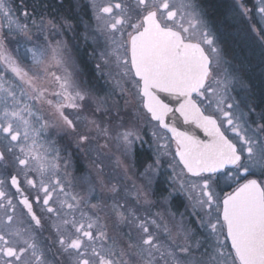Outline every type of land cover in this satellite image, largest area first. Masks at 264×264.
I'll return each mask as SVG.
<instances>
[{"label":"snow or ice","instance_id":"snow-or-ice-1","mask_svg":"<svg viewBox=\"0 0 264 264\" xmlns=\"http://www.w3.org/2000/svg\"><path fill=\"white\" fill-rule=\"evenodd\" d=\"M236 7L240 15L251 16L253 9L243 0H236ZM91 8L95 31L105 36L103 62L108 65L114 60L120 70L121 95H131L146 118L171 133L174 154L169 145H161L165 151L158 149L155 164L142 174L147 184H133L111 204L91 203L95 189L87 176L79 178L81 190L75 191L77 182L67 170L68 161H63L61 174L55 140L47 141V146L39 141L47 129L73 135L83 152L104 137L105 143L97 148H109L114 142L124 157L135 156L134 145L142 138L135 127L124 126L118 107L115 115L111 108H102L106 99L99 100L91 115L84 114L91 92L67 70L63 42L53 44L48 36L44 42L39 37L34 40L35 21L30 25L19 17L13 19L7 0H0V20L24 45L23 56H14L7 47L8 37L0 34V166L5 172L0 177V264H264V109L259 121L250 124L255 107L245 104L249 109L245 112L229 95L236 77L223 67L227 61L208 28L206 13L196 0H107L103 4L91 0ZM254 10L259 27L253 31L264 40V0H257ZM22 15L25 21L30 19L26 10ZM89 23L85 21L86 28ZM48 24L56 28L53 21ZM37 30L43 35V18ZM29 57L26 67L21 61ZM54 67L63 68L64 74L58 75ZM45 79L56 87L43 86ZM130 102L125 100V105ZM45 104L52 110L51 121L37 108ZM117 117L120 120L113 126ZM181 119L205 138L169 123ZM81 124L86 131L78 130ZM160 155L172 156V175L169 186L157 193L151 186L162 163ZM10 165L14 171L8 172ZM178 166H182L179 173ZM220 181L231 190L217 191ZM25 185L35 190V196L26 194ZM109 191L119 195L116 185ZM156 195L162 206L185 197L197 227L204 231L197 236L195 228L181 223L177 235L183 243H179L164 212L141 215L139 207L156 206L150 199ZM105 209L117 223L131 226L122 245L108 235L100 215ZM168 215L174 219L176 213ZM45 220L52 230L48 248L53 252L54 247L52 260L39 239ZM161 232L170 243L161 241Z\"/></svg>","mask_w":264,"mask_h":264},{"label":"rangeland","instance_id":"rangeland-1","mask_svg":"<svg viewBox=\"0 0 264 264\" xmlns=\"http://www.w3.org/2000/svg\"><path fill=\"white\" fill-rule=\"evenodd\" d=\"M9 6L12 8L13 11V19H16L19 17L21 22H27L30 25H33V21H35V24L32 26V33H33V39L35 40L37 37H39L40 42H44V36L49 37V42L55 43L56 41H62L64 45V52L68 58V64L66 65L67 70L69 72H72L74 75V79L78 82H81L82 86L86 87L88 89V85L85 82V79L83 77H79L80 80L76 77V65L75 59L77 56L82 54V51H86V54L93 58L94 64L92 65V71H94V79L93 83L90 85V92L91 96L89 99V103L85 108L84 114L91 115L92 111L96 107V104L99 103L100 99H106V104L102 106L108 107L112 109L113 115H115V112L117 110V107L119 109L121 117H123V124L127 128L135 127V130L139 132L141 138V141H137L134 145V149H138L141 152H146L147 155L143 158L141 157L140 160H136L134 157H124L121 155L119 151L116 150L114 142L110 144L109 148H103L98 149L95 145L96 143H99L100 145L105 143V138L100 137L98 140L93 141L92 145L89 146L88 152L80 151L76 146V138L73 135H68L64 133H59L58 129H47V141L55 140V146L59 148L62 151H66L68 153H85L86 155L94 154H102L103 152L108 156V154L111 156L112 160L111 163L108 164V167L115 168V169H125L127 173H131V169L134 168H147L150 164H155L157 155L159 153H162L165 151L164 148H161V145H169L170 151L174 154V143L171 141L170 137L167 133H165L156 122H153L150 120V118H146L144 115V110L142 107L138 105V103L133 99L131 95H128L125 93L123 96L121 95V88L123 87V84L121 83L119 86L117 82L120 80L119 72L120 70L116 67L114 60L109 63L108 65H105L103 62V59L101 57V53L105 51L106 49V41L105 36L103 33L96 32L95 31V21L92 20L93 11L91 8V0H88L90 5V10L92 11L90 14H80L77 17V12L80 10V8L76 11H62L61 7L56 8L54 6L51 7V10L53 11V15L46 16V19L44 20L45 23V30L43 35L37 30L40 20L36 18L35 16L30 15L29 11H35L39 10L40 7H38L39 2L37 0H7ZM97 3L103 4L106 3L107 0H96ZM196 2L200 5V7L203 9V11L206 13V20L208 22V28L210 29L212 35L214 36L216 40V44L222 49L224 53V59L227 61V63L223 66L224 69L229 71L232 75L236 77L235 81L232 82L229 89V95L231 97L235 98V101L237 103H240L241 110L248 112L249 109L245 108V104H248L250 106L255 107V111L250 114V118H248L249 123L251 124L252 120L259 121L258 114L260 111L256 108L255 105V99L254 94L250 90V86L248 83L247 75L250 71V67L252 68L253 65L248 67L246 64L240 63L239 59L234 56L230 51V42L225 37V30L219 27V25L214 21L212 17L209 16L208 9L204 6L202 0H196ZM227 9L231 10L235 8L236 13L234 14V17L230 20L228 23H234L241 25V28L236 29V32L233 33L234 37L237 38H244L245 40L249 41L253 48H255L260 54L258 56V61L263 58L264 59V40H262L256 32L253 31V27H259V16L254 10V5L257 3V0H248V4L246 7L253 9L251 16L244 17L240 15V9L236 7V0H226ZM49 8V7H47ZM27 11L29 13L30 19H27L25 21V17L22 15L24 11ZM81 11V10H80ZM56 12V14H54ZM60 15V17H59ZM59 17L62 20L63 29L62 31H56L52 28H50V25L48 24V21H55V19ZM81 19L79 24L85 23L86 20H89L91 25H89L87 28L81 25L80 30H73L69 25H74V21L76 19ZM31 20V21H30ZM37 21V22H36ZM7 22L4 20H0V34H3L8 37L7 39V47L9 51L14 56H23L24 53V45L20 46L18 44L13 45V40L18 39L13 38V35L9 33L7 29ZM68 27V28H66ZM232 30H235L233 28ZM93 36H95V39H93ZM77 40L79 46L72 44V41ZM86 44L87 48L81 47L82 45ZM81 45V46H80ZM28 47H31V45H28ZM233 47V50L236 48ZM84 49V50H83ZM252 61V60H251ZM24 66L30 65V57L27 59V61H21ZM101 65V67L98 69L97 65ZM263 67V66H258ZM257 68V67H256ZM255 68V69H256ZM54 72H56L58 75L64 74L63 68H53ZM99 72V73H98ZM262 72H264L262 70ZM80 74V73H79ZM264 74V73H263ZM81 75V74H80ZM11 83V80L9 81ZM42 85L49 88H55L56 86L50 82V79H45L42 81ZM125 100L131 101L128 105H125ZM243 101V103H241ZM37 108L40 109V114L44 117V119H47L49 121L53 120L54 117L50 115L51 109L45 104V105H37ZM92 109V110H91ZM139 109V110H138ZM91 110V111H90ZM71 113V110H66ZM73 118H75V114L72 113ZM120 118L117 117L115 121H113V126L117 121H119ZM255 127V125H252ZM39 127V125H37ZM79 131L83 132L86 131L83 124L79 125L78 128ZM123 130V129H121ZM156 133V136L153 135V133ZM59 133V134H58ZM92 135H96L95 132L92 133ZM99 141V142H98ZM47 145V143H46ZM159 149V153L158 150ZM72 157V156H71ZM160 159L162 161L161 165L157 168V170L163 169V170H169L172 173V167H170L172 163V156H164L160 155ZM119 162V163H118ZM73 163V161L71 162ZM76 167L72 164V168ZM182 166L176 167V172L179 173ZM222 185L225 186L224 182L222 181Z\"/></svg>","mask_w":264,"mask_h":264},{"label":"flooded vegetation","instance_id":"flooded-vegetation-1","mask_svg":"<svg viewBox=\"0 0 264 264\" xmlns=\"http://www.w3.org/2000/svg\"><path fill=\"white\" fill-rule=\"evenodd\" d=\"M37 1L39 2L38 4L39 5L38 7H40L39 10H36V12L35 11L33 12L30 10L29 11L30 15L35 16L39 20H41V18L45 20L46 16L53 15V11L51 10V7L54 5L51 4L53 3L51 0H37ZM57 1H58L57 3L61 4V6L63 5L64 8L69 11L71 10L76 11L80 8L81 11L79 10L77 12L78 14L77 17L80 14L85 15V14H90L92 12L90 10V5H89L88 0H66L65 2H63L64 0H57ZM243 3L247 6L248 0H243ZM228 9H227V13L229 16L228 18L230 20V18L232 19L234 17L236 10L235 8L231 10H228ZM54 14H56V12ZM59 17H57L54 21V24L56 25V28L54 30L56 31H59V30L62 31L63 29L62 20ZM73 21H74L73 23L74 25H70V27L73 30H80V26L82 25L84 27L85 25V23L79 24V22L81 21V19L79 18ZM86 21L89 22V20H86ZM89 25H91V23H89ZM50 28H52L51 25H50ZM221 28L227 31L229 29L232 30L233 28L240 29L241 25L234 24V23H228L222 26ZM15 43L18 44L17 39L13 40V45ZM72 44L77 45L79 43L77 40H74L72 41ZM18 45L23 46V42L21 41V43H19ZM81 47L86 49L87 45L84 44ZM94 63L95 62L93 58L88 56L85 50L82 51V54L77 56V58L75 59V64H77L75 78H78V80H80L79 77L82 76L83 79H85L86 84L88 85V89H90V86H91L90 84L93 83V80L96 81L93 77L94 71H92V65ZM250 90L253 92L252 88H250ZM46 139H47V134H41V136L39 137V141L41 143H45V146H47ZM98 144L99 143H96L95 145L97 146ZM174 151H175V144H174ZM68 152L60 150L61 174L63 175V170H64L63 161H68L67 170L72 175V177L75 178V181L77 182V187L75 188V191L81 190L79 187V183H78L79 178L83 176L89 177L95 189L93 193V195L95 196V199H93L92 197H89L91 203H97L98 201H104L108 204H111L113 198H123L125 195V190L132 189L133 184H135L137 187L147 184V181L144 179V176L142 175L143 173H145L146 168H134L130 170L132 171L131 173H127L125 169H115V168L108 167V164L111 163L112 158L109 154L107 156L106 155L107 153L105 154L103 152L102 154H98V155L95 153L94 154L92 153L91 155H88V154L86 155L85 153H81V152L80 153L78 152L68 153ZM143 155L146 156L147 153L141 152L140 150L135 149V158L137 161L140 160L141 157L143 158ZM9 159H11V157ZM72 161L73 163H71ZM72 164L75 165L76 167L72 168ZM7 171L8 172L14 171V168L10 165ZM4 175H5L4 169L2 166H0V177ZM153 175H154V180H153V184L151 187L154 191L159 193L161 189L169 186V178L172 175L171 171L160 169V170H156V172ZM21 179L23 178L21 177ZM112 185L117 186L119 190L118 196H115V194L109 191V188ZM24 187H25L26 194L30 196H35V190L28 189L26 185ZM220 189H223V191L231 190L226 185L225 186L222 185V181H220L219 188H217V191H220ZM10 191L14 192V189H11ZM81 194H84V193H81ZM150 199L157 202L156 206L152 208H148L147 206H143V207L138 206L140 214L143 215L146 211L150 213L164 212L167 218L168 225L172 230V234L174 237L177 238V241L179 243H183V237L180 235H177L178 230L181 226V223H183L184 228H195L197 236H199L200 233L204 231L202 228L197 227V218L192 214L193 210L190 206H188V201L186 200L185 197L179 196L173 199L170 202V204L163 205V206L159 202V195L151 196ZM129 201L134 203V201L131 200V197H129ZM121 202L123 203V199H121ZM34 207L38 215H43L39 206L34 205ZM88 210L91 211V209H88ZM169 211L176 213V216L174 219L168 215ZM106 213H107V209L101 211L100 215L103 218L102 222L106 223L107 225L108 235L113 240H115L118 243V245H122L126 238V234L129 232L131 226L127 224L117 223L115 218L112 217L110 213L108 215H106ZM181 213H183V222H181V215H180ZM133 235H135L134 231H133ZM39 239L41 241V246L43 250L47 254L48 259L52 260L54 258V247H53V252H48V248L52 246L51 244L52 230L50 227V222L47 220L44 221V228L39 234ZM160 239L161 241L165 243H170V241L168 240V237L163 232H161L160 234ZM192 244L193 246H195V238L192 240ZM116 251L117 253L119 252V247L116 248ZM201 251H203V249H201ZM161 264H163V262H161Z\"/></svg>","mask_w":264,"mask_h":264},{"label":"trees","instance_id":"trees-1","mask_svg":"<svg viewBox=\"0 0 264 264\" xmlns=\"http://www.w3.org/2000/svg\"><path fill=\"white\" fill-rule=\"evenodd\" d=\"M56 8L62 9L65 11L67 9L59 3L57 0H51ZM64 0L63 2H65ZM204 6L208 9L209 16L214 19V21L222 27L228 24L229 16L227 13V3L226 0H202ZM69 11V10H68ZM236 32L235 30H227L225 31V37L230 42L231 46L236 48L233 50V47L230 46V51L234 53L233 55L236 56L240 63L247 64L250 67V71L246 76L248 79V83L250 88L253 89L254 99L256 108L261 112V109H264V59L261 58L258 61V54L259 52L252 47L249 41L245 40L244 38H237L233 36V33ZM260 57V56H259ZM252 60V61H251ZM263 66V67H258ZM257 67V68H256ZM256 68V69H255Z\"/></svg>","mask_w":264,"mask_h":264},{"label":"water","instance_id":"water-1","mask_svg":"<svg viewBox=\"0 0 264 264\" xmlns=\"http://www.w3.org/2000/svg\"><path fill=\"white\" fill-rule=\"evenodd\" d=\"M164 99L166 101H168V98L167 97H164ZM169 123H175L176 126H177V128H178V130H180V131H194L195 134L197 136H199L200 138H205L202 131H200L199 129H196L194 125H191V126L185 125L183 123V120L182 119L181 120H178V121L169 120ZM162 130L165 131L169 135V137L171 138V133L167 132L166 129H162Z\"/></svg>","mask_w":264,"mask_h":264}]
</instances>
